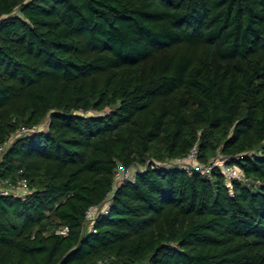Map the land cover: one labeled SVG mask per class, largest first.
<instances>
[{"label":"trees","instance_id":"1","mask_svg":"<svg viewBox=\"0 0 264 264\" xmlns=\"http://www.w3.org/2000/svg\"><path fill=\"white\" fill-rule=\"evenodd\" d=\"M0 19V144L40 128L0 157L32 189L0 195V264H264V0H0ZM196 144L247 181L155 167ZM120 164L139 170L115 188Z\"/></svg>","mask_w":264,"mask_h":264},{"label":"built area","instance_id":"2","mask_svg":"<svg viewBox=\"0 0 264 264\" xmlns=\"http://www.w3.org/2000/svg\"><path fill=\"white\" fill-rule=\"evenodd\" d=\"M1 20V19H0ZM39 126H33L32 128L23 127L13 134L6 142L0 144V157L6 152L12 141L23 133H35L39 131ZM250 155V154H249ZM242 154L230 157L228 159L222 157H215L208 163H202L199 160V147L197 144L192 150L183 157H177L166 162H156L155 167L163 168L167 166L179 167L189 171L190 173L199 172L203 175L211 176L216 167H220L222 173L225 175L228 181L239 180L247 181V177L243 169L236 163L231 162L232 159H241ZM142 168V167H140ZM139 170V166L126 167L119 165L115 176V188L122 182L127 180H134ZM29 181L25 177L18 178L13 181L11 179L0 178V195H14L16 197H25L31 192ZM111 195L107 196L106 201L102 205L90 207L86 211V220L88 222L87 229L96 231L94 228L95 221L99 215L108 214L111 207Z\"/></svg>","mask_w":264,"mask_h":264}]
</instances>
